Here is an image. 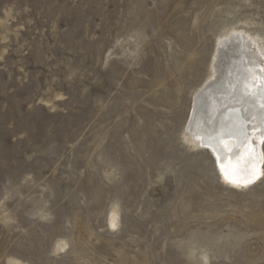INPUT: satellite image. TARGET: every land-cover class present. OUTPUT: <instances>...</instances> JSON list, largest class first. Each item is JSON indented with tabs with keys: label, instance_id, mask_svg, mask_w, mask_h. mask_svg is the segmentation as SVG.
I'll return each mask as SVG.
<instances>
[{
	"label": "rangeland",
	"instance_id": "rangeland-1",
	"mask_svg": "<svg viewBox=\"0 0 264 264\" xmlns=\"http://www.w3.org/2000/svg\"><path fill=\"white\" fill-rule=\"evenodd\" d=\"M228 24L264 0H0V264H264V175L182 138Z\"/></svg>",
	"mask_w": 264,
	"mask_h": 264
},
{
	"label": "bare ground",
	"instance_id": "bare-ground-1",
	"mask_svg": "<svg viewBox=\"0 0 264 264\" xmlns=\"http://www.w3.org/2000/svg\"><path fill=\"white\" fill-rule=\"evenodd\" d=\"M213 47L205 83L193 97L182 138L210 155L224 185L251 189L264 175V127L260 117L264 100L258 95L260 77L264 76V41L258 33L228 24ZM237 88L245 100L252 102L235 98ZM222 128L238 129V136L218 139ZM253 176L259 179L248 183ZM117 209L110 212L111 228L118 226Z\"/></svg>",
	"mask_w": 264,
	"mask_h": 264
},
{
	"label": "snow or ice",
	"instance_id": "snow-or-ice-1",
	"mask_svg": "<svg viewBox=\"0 0 264 264\" xmlns=\"http://www.w3.org/2000/svg\"><path fill=\"white\" fill-rule=\"evenodd\" d=\"M258 95H259L261 100H264V76L260 77V87H259ZM234 97L241 100L244 103H251L252 102L250 100H245L244 96L240 94L239 88H237L236 92L234 93ZM260 117H261V122H262L261 127H264V112L260 113ZM241 119H243V118L241 117ZM238 131H239L238 129L225 130V128H222L220 133H219L218 139H222L224 137L238 136ZM244 131L245 132L247 131L246 125H244ZM244 139H247V136H245ZM241 142H243V141H241ZM256 179H259V176H253L247 182L252 183Z\"/></svg>",
	"mask_w": 264,
	"mask_h": 264
}]
</instances>
